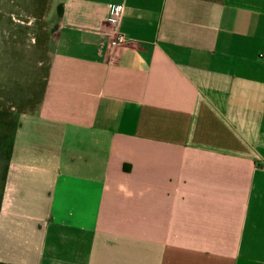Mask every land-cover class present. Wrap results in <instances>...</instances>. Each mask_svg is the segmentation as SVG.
<instances>
[{"label":"crops","instance_id":"crops-1","mask_svg":"<svg viewBox=\"0 0 264 264\" xmlns=\"http://www.w3.org/2000/svg\"><path fill=\"white\" fill-rule=\"evenodd\" d=\"M59 3L0 262L264 264V0Z\"/></svg>","mask_w":264,"mask_h":264},{"label":"rangeland","instance_id":"rangeland-1","mask_svg":"<svg viewBox=\"0 0 264 264\" xmlns=\"http://www.w3.org/2000/svg\"><path fill=\"white\" fill-rule=\"evenodd\" d=\"M59 4V0H0V138L6 130L11 133L17 112L38 107L49 72L51 35L61 19ZM19 89L23 93L18 104L3 103L4 96ZM10 141L11 136L4 146Z\"/></svg>","mask_w":264,"mask_h":264},{"label":"trees","instance_id":"trees-1","mask_svg":"<svg viewBox=\"0 0 264 264\" xmlns=\"http://www.w3.org/2000/svg\"><path fill=\"white\" fill-rule=\"evenodd\" d=\"M58 10H59V14L60 16L62 15V10H63V6L62 4H60L58 6ZM47 83V82H46ZM46 86V85H45ZM45 88V87H44ZM44 92V90H43ZM22 90H21V93H19L18 95H16V98L14 97H10V96H4L2 101L4 104H6V102H9L10 101H13L14 103H17L20 102V99L22 98ZM42 97H43V94H41L38 98V101H37V104L39 106L41 100H42ZM37 108H33V110L31 112H34ZM23 112V111H21ZM6 120H4L2 123L3 124H6L5 123ZM17 127V122L14 123L13 126H11V133L9 134V130H6L3 132V135H2V138H0V165H1V161H5V177H6V173H7V169H8V162L11 158V154H12V148H13V139H14V135H15V129ZM11 136V141L9 143L6 144L5 142V146H4V143L3 141H7L8 138ZM1 191H3V188L1 187ZM3 197V194L1 193V198ZM0 264H8V263H3V262H0Z\"/></svg>","mask_w":264,"mask_h":264},{"label":"built area","instance_id":"built-area-1","mask_svg":"<svg viewBox=\"0 0 264 264\" xmlns=\"http://www.w3.org/2000/svg\"><path fill=\"white\" fill-rule=\"evenodd\" d=\"M123 12V7L120 5H115L113 8V12L112 15L110 17V21L112 22H116L122 15ZM127 41V37L123 34H120L118 36H116V38L112 41V45L116 46V45H120L123 44Z\"/></svg>","mask_w":264,"mask_h":264}]
</instances>
